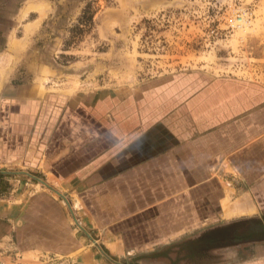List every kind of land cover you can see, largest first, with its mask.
I'll return each mask as SVG.
<instances>
[{
	"label": "crops",
	"instance_id": "1",
	"mask_svg": "<svg viewBox=\"0 0 264 264\" xmlns=\"http://www.w3.org/2000/svg\"><path fill=\"white\" fill-rule=\"evenodd\" d=\"M52 2L21 0L16 17L32 33ZM0 72V258L264 263V130L239 102L206 89L154 105V91L68 92L29 66Z\"/></svg>",
	"mask_w": 264,
	"mask_h": 264
},
{
	"label": "rangeland",
	"instance_id": "2",
	"mask_svg": "<svg viewBox=\"0 0 264 264\" xmlns=\"http://www.w3.org/2000/svg\"><path fill=\"white\" fill-rule=\"evenodd\" d=\"M52 1L30 33L16 17L21 0H0V71L29 66L45 87L68 92L154 91V105L209 89L211 103L239 102L236 112L254 113L255 129L264 130V0ZM19 259L0 262L41 264L36 256Z\"/></svg>",
	"mask_w": 264,
	"mask_h": 264
},
{
	"label": "trees",
	"instance_id": "3",
	"mask_svg": "<svg viewBox=\"0 0 264 264\" xmlns=\"http://www.w3.org/2000/svg\"><path fill=\"white\" fill-rule=\"evenodd\" d=\"M238 225L236 224V225H230V231H229V233L227 234V235H229L228 237L229 238H231L232 236H236V235H238L239 233H235V231L234 230H236L237 228H240V227H237ZM234 231V232H233ZM245 233H247L246 234V237H248L249 235H250V232L249 231H246ZM220 233H216L215 234V236H218ZM223 235V234H222ZM227 235H224V236H227ZM240 235V234H239ZM238 235V236H239ZM245 237V236H244ZM214 240H215V246H217V245H221V243L219 242V243H217L218 242V240H217V238H214Z\"/></svg>",
	"mask_w": 264,
	"mask_h": 264
},
{
	"label": "built area",
	"instance_id": "4",
	"mask_svg": "<svg viewBox=\"0 0 264 264\" xmlns=\"http://www.w3.org/2000/svg\"><path fill=\"white\" fill-rule=\"evenodd\" d=\"M0 264H3L2 262H0Z\"/></svg>",
	"mask_w": 264,
	"mask_h": 264
}]
</instances>
